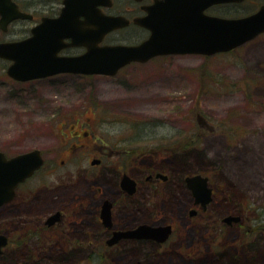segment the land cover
I'll return each instance as SVG.
<instances>
[{
    "label": "rangeland",
    "instance_id": "374dc122",
    "mask_svg": "<svg viewBox=\"0 0 264 264\" xmlns=\"http://www.w3.org/2000/svg\"><path fill=\"white\" fill-rule=\"evenodd\" d=\"M3 37L0 34V41ZM243 47L214 60H204L202 65L200 61L176 56L128 67L114 77L91 79L62 76L16 82L6 74L9 63L0 59V151L12 157L36 149L44 160L41 169L19 190L16 202L0 209V233L11 230L12 237V244L0 256V264H264L260 241L246 246L237 240L241 236L244 240L246 223L218 233L213 223L228 208H211L208 214L190 218L184 204H189L186 197L182 199L184 203L173 208L178 218L179 237L175 241L199 251L192 258L178 255L176 243L172 249L155 251L144 240L133 246L124 243L122 248L129 251L97 254L86 250L66 255L63 253L71 235L41 230L46 218L61 209L73 219L69 220L72 226L76 224L74 220L78 222L74 228H94L91 213L101 202L99 189L103 185V196L115 195L117 166L105 161L102 176L101 168L90 165L100 143L88 146L90 143L85 139L90 138L89 131L94 138L113 144L118 152L122 146L136 143L148 150L156 146V141L167 142L170 137L177 140L199 133L197 113L215 125L225 118L223 126L211 134L224 133L225 142L223 137L209 138L211 141L194 144L192 147L197 149H188L186 155L161 152L164 157L155 156L153 161L143 157L131 175L144 185V175L152 162L168 170L184 169L187 174L205 170L212 163L217 168L216 181L221 180L223 188L234 196L237 211L245 203L253 208L263 207L264 80L255 76L253 68L258 62L264 64V38ZM86 108H90L88 112ZM227 114L231 117L229 121ZM86 117L93 120V127L77 123ZM147 122L154 126H140ZM130 123L140 124L137 133ZM84 133L87 136L82 138ZM76 134L79 138H74ZM81 144L85 145L73 150ZM200 150H204V155ZM79 203L85 204L86 215L73 212ZM158 211L149 222L158 223L170 216L167 207ZM136 219L141 222L147 218L140 212L124 221L135 224ZM75 234L80 235L78 230Z\"/></svg>",
    "mask_w": 264,
    "mask_h": 264
},
{
    "label": "flooded vegetation",
    "instance_id": "af4514ba",
    "mask_svg": "<svg viewBox=\"0 0 264 264\" xmlns=\"http://www.w3.org/2000/svg\"><path fill=\"white\" fill-rule=\"evenodd\" d=\"M11 2L17 7L23 17L13 19L7 25L5 31L0 28V34L4 36L0 43H13L28 39L32 36L33 29L40 26L45 19L59 18L65 9H69L74 23L70 27L69 25H61L63 29L60 30L63 32L69 31L72 36L63 37L60 41L62 47L56 54L58 58L79 57L87 51L86 44L93 42L96 47L100 48L114 46L141 47L148 42L152 43V47L156 48H191L194 43H196L197 47L198 45L203 47L205 20L211 18H242L254 14L264 6V2L256 0L228 3H219L214 0H11ZM258 38H264V32L253 40L224 52L204 54L202 48H200L199 50L201 51L196 52L167 53L150 57L145 61L136 60L121 67L114 76L131 66H142L176 56L200 61V65H202L204 60H214L237 50H243V46L248 45L250 47L254 44L255 39ZM40 40L41 43H44L43 35ZM144 54L145 52L139 56ZM7 62L10 65L11 62ZM261 63L258 62L254 66L255 72L253 73L258 79L264 80V64ZM62 76H74L83 79L114 77L101 74L59 73L30 81L51 80ZM89 109L86 108L85 111L88 112ZM100 110L102 111L103 108H100ZM95 118L98 120L99 116L96 117L95 115ZM226 118L228 121L231 120L230 114H227ZM101 119L103 123L102 116ZM97 120L95 121L97 122ZM224 120L225 118L222 119V121ZM222 121L219 122V125L215 120V125L210 123L203 114L197 113L196 122L200 128L199 133L190 137L184 136V138L181 137L177 140L174 137H170L167 142L156 141L154 143L156 146H152L148 150L143 149L141 143H136L131 147L128 145L122 146L123 149L121 150V147L118 152L117 147L113 144L104 142L103 138H94L93 132L89 131L90 138L85 139L87 143H90L88 146L100 143L96 146L98 152L95 151L93 153L95 156H91L90 165L101 168L100 175L102 176L105 161L117 166L115 195L112 198L106 195L103 196V185L99 189L98 192L100 193L101 191L102 199L91 213V221L94 228L86 226H79L78 229L74 228V226L78 225V222L74 220L76 224L72 226L73 222L71 223L69 220L72 221L73 219L69 217L66 210L61 209L56 210L46 218L41 230L50 231L54 234L69 233L71 242L68 243L67 250L62 249V252L66 250L63 254L67 255L74 251L87 252L86 250L97 254H105L113 250L129 251L130 249L122 248L124 243L133 246L142 241L132 237H121L119 240L114 241L117 233L134 231L140 225L170 227V234L165 241L143 240L150 242L156 248L155 251H158V249L167 250L170 247L172 249L176 243L178 255L192 258L194 257L192 255H199V251L191 250V246L183 247L182 244H178L175 241L179 237L176 229L178 218L173 213V208L178 203H184L182 199L186 197L189 198V204L187 205V202L184 203L188 209V217L203 216L208 214L211 208L215 210L217 207L226 206L228 209L225 210L223 216L217 222H214L215 218L211 216V218H214V221H212L214 222L213 229L221 233L224 229L240 228L243 223H246L244 240L242 236L237 240H242L246 246H250L254 241H260V247H263L264 250V206L255 207V209L252 205L245 203L238 206L239 209L237 211L234 196L223 188L221 180L216 181L218 177L217 168L212 163L205 170L187 174L184 169L169 168L168 170L165 166L152 162L153 165L150 166L149 171L144 175V185L141 184V180L131 175V172L137 169V163L143 157L148 156L153 161V158L158 155L180 156L187 154V148H178L179 151L175 152L176 150L169 146L171 143L198 145L200 140H203V142L205 140L211 141L209 138L215 137H223L225 142L226 135L224 133L211 135L214 133L215 128L223 126L224 122ZM77 123L93 127V120L89 117H86L82 122L77 121ZM146 124H148L147 127L154 126L151 122L142 123L141 125L130 123L134 133L139 131V125L145 127ZM135 130L137 131L135 132ZM73 136L74 138H79L77 134ZM86 136V133L82 134V138ZM146 143H149V141ZM84 145H78L73 150ZM203 151L200 150L199 152L203 154ZM125 177L129 178L127 180L128 186H124ZM194 177H199V180L194 183H188V180ZM29 179L17 186L13 200L3 207L16 202L20 196L19 190ZM192 186L201 188L202 194L200 197L195 195ZM142 189L144 190L143 192H141ZM205 200L207 201L203 202ZM85 207L84 203H79L78 206L74 207L73 212L86 215ZM160 207H167L169 209L167 213L170 216H165L158 223L155 221L153 223L149 222V220H153L156 217ZM134 212H142L147 219L141 222L136 219L135 224L132 221H124L125 218H134ZM235 212L238 213V216L235 215ZM120 213L123 215L122 218ZM54 216H56V219H52ZM72 228L75 230L73 233L70 231ZM76 230H78L80 235L75 234ZM0 234L7 238V245L0 254L2 256L12 244L11 230L7 231L6 234ZM88 240L93 242L86 243ZM218 244L222 245L223 243L219 241ZM225 247L222 248L223 252L226 251ZM210 252L212 253V251Z\"/></svg>",
    "mask_w": 264,
    "mask_h": 264
},
{
    "label": "water",
    "instance_id": "95a60500",
    "mask_svg": "<svg viewBox=\"0 0 264 264\" xmlns=\"http://www.w3.org/2000/svg\"><path fill=\"white\" fill-rule=\"evenodd\" d=\"M219 3L240 2L242 0H214ZM23 15L11 0H0V28L5 31L7 25L13 20L22 18ZM73 17L69 9L56 19H45L37 28L33 29L32 36L28 39L0 43V59L11 62L6 69V74L15 81L26 82L59 73L101 74L114 76L124 65L140 60L145 61L150 57L160 54H182L196 52L202 48L204 54L224 52L235 49L264 32V6L252 15L226 19L216 18L205 20L203 31V47L193 44L191 48H156L148 42L141 47H96L88 43L87 51L75 58H58L56 56L62 47L60 41L63 37L72 36L71 32H63L61 25H73ZM69 29V28H68ZM103 33V31H102ZM44 43H41V36ZM50 41V42H49ZM145 52L143 56H139ZM44 164L39 150H31L12 157H6L0 151V208L11 202L17 186L32 177ZM128 177L124 179V186H128ZM199 177L188 180L194 183ZM193 192L200 197L202 190L199 186H192ZM207 200L203 201L206 202ZM52 219H56L54 216ZM170 234V227H152L140 225L136 230L117 233L115 240L121 237L136 238L139 240L165 241ZM7 245V238L0 234V254Z\"/></svg>",
    "mask_w": 264,
    "mask_h": 264
},
{
    "label": "trees",
    "instance_id": "16d2710c",
    "mask_svg": "<svg viewBox=\"0 0 264 264\" xmlns=\"http://www.w3.org/2000/svg\"><path fill=\"white\" fill-rule=\"evenodd\" d=\"M171 148H174L176 151L175 152H178L179 150H178V148H180V149H184V148H187V150L188 149H197L196 147H192V146H194V145H190V144H185V145H181V144H177V143H171L170 145H169Z\"/></svg>",
    "mask_w": 264,
    "mask_h": 264
}]
</instances>
